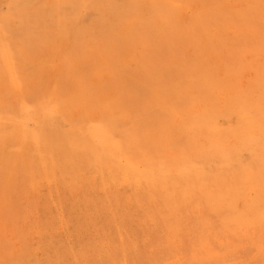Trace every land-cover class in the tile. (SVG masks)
<instances>
[{
    "label": "rangeland",
    "instance_id": "1",
    "mask_svg": "<svg viewBox=\"0 0 264 264\" xmlns=\"http://www.w3.org/2000/svg\"><path fill=\"white\" fill-rule=\"evenodd\" d=\"M264 0H0V264H264Z\"/></svg>",
    "mask_w": 264,
    "mask_h": 264
},
{
    "label": "bare ground",
    "instance_id": "2",
    "mask_svg": "<svg viewBox=\"0 0 264 264\" xmlns=\"http://www.w3.org/2000/svg\"><path fill=\"white\" fill-rule=\"evenodd\" d=\"M264 248V247H263Z\"/></svg>",
    "mask_w": 264,
    "mask_h": 264
}]
</instances>
